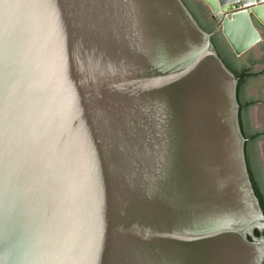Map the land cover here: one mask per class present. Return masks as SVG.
<instances>
[{"label": "water", "instance_id": "water-1", "mask_svg": "<svg viewBox=\"0 0 264 264\" xmlns=\"http://www.w3.org/2000/svg\"><path fill=\"white\" fill-rule=\"evenodd\" d=\"M237 83L182 0H0V264H262Z\"/></svg>", "mask_w": 264, "mask_h": 264}, {"label": "flooded vegetation", "instance_id": "flooded-vegetation-1", "mask_svg": "<svg viewBox=\"0 0 264 264\" xmlns=\"http://www.w3.org/2000/svg\"><path fill=\"white\" fill-rule=\"evenodd\" d=\"M251 58L258 60L253 64V71L258 74L247 77L246 96L250 99L243 101L244 127L247 130L249 117L251 129L254 130L253 136L251 134L250 137H245V159L252 171L253 183L264 212V40L239 56V60L245 65H249ZM255 110H258L257 113Z\"/></svg>", "mask_w": 264, "mask_h": 264}, {"label": "trees", "instance_id": "trees-1", "mask_svg": "<svg viewBox=\"0 0 264 264\" xmlns=\"http://www.w3.org/2000/svg\"><path fill=\"white\" fill-rule=\"evenodd\" d=\"M182 1L186 5L188 10L191 12L193 17L196 19L198 24L205 31H207L208 33L211 34V40H212L213 45L215 46V49L217 50L218 55L223 60V62L226 64V66L238 78L236 96H237V101L239 103V113H238L239 124H240V128H241L243 136L244 137H250L251 134L254 133V130L251 129L249 117H248L247 130L244 127V124L242 121L243 103H244L243 101L250 99L246 96L247 87H248L247 77L251 76V75L258 74V72L253 71L254 70L253 64L255 62H258V60L251 58L249 60V65H245L244 63H242L239 60V56L234 54V52L231 50L230 46L226 42L225 38L223 37V35L221 33V29H220V24L211 18L209 9L205 5H203L202 2L199 0H182ZM247 112H248V107H247ZM252 136H253V134H252ZM244 152L246 155V147L245 146H244ZM246 164H247V169H248V173H249V177H250L252 186L254 188L256 196L258 197V193H257L256 187H255V184L253 183L252 171L249 168L248 162ZM258 200H259V203L261 206V202H260L259 197H258ZM261 208H262V206H261ZM254 234L256 236L263 234V236H264V230L259 231L258 229H255ZM262 264H264V259H263Z\"/></svg>", "mask_w": 264, "mask_h": 264}, {"label": "rangeland", "instance_id": "rangeland-1", "mask_svg": "<svg viewBox=\"0 0 264 264\" xmlns=\"http://www.w3.org/2000/svg\"><path fill=\"white\" fill-rule=\"evenodd\" d=\"M259 29L261 31V34L264 35V27L263 26H259ZM255 112L257 113V110H255Z\"/></svg>", "mask_w": 264, "mask_h": 264}, {"label": "bare ground", "instance_id": "bare-ground-1", "mask_svg": "<svg viewBox=\"0 0 264 264\" xmlns=\"http://www.w3.org/2000/svg\"><path fill=\"white\" fill-rule=\"evenodd\" d=\"M258 111V110H257ZM256 115V114H255Z\"/></svg>", "mask_w": 264, "mask_h": 264}]
</instances>
